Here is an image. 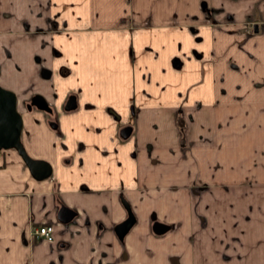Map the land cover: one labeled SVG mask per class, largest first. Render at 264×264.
I'll list each match as a JSON object with an SVG mask.
<instances>
[{
    "label": "crops",
    "instance_id": "crops-1",
    "mask_svg": "<svg viewBox=\"0 0 264 264\" xmlns=\"http://www.w3.org/2000/svg\"><path fill=\"white\" fill-rule=\"evenodd\" d=\"M0 85V264H264V0H0Z\"/></svg>",
    "mask_w": 264,
    "mask_h": 264
},
{
    "label": "water",
    "instance_id": "water-1",
    "mask_svg": "<svg viewBox=\"0 0 264 264\" xmlns=\"http://www.w3.org/2000/svg\"><path fill=\"white\" fill-rule=\"evenodd\" d=\"M257 30V26H255ZM16 93L11 89H5L0 85V150L14 149L18 152L22 162L28 167L30 175L35 180H47L52 175V164L44 159L31 158V155L25 149L24 143L21 138V132L23 130L22 113L17 110L18 99ZM32 105L44 112H51V108L48 102L38 94L33 95ZM31 106V105H30ZM30 106H27L30 109ZM130 128H125L123 136H127L130 133ZM128 209V216L125 220L120 221L115 227V233L119 238H125L128 230L134 225V215L126 205ZM58 221L62 224L71 222L76 218L77 212L73 211L69 206L63 205L59 208ZM169 226L162 224V222L156 221L153 224V230L157 234H165Z\"/></svg>",
    "mask_w": 264,
    "mask_h": 264
},
{
    "label": "built area",
    "instance_id": "built-area-1",
    "mask_svg": "<svg viewBox=\"0 0 264 264\" xmlns=\"http://www.w3.org/2000/svg\"><path fill=\"white\" fill-rule=\"evenodd\" d=\"M54 232V228L52 225L43 224L39 226L38 229L35 230V234L37 237L45 238L48 242H52L54 238H52V233Z\"/></svg>",
    "mask_w": 264,
    "mask_h": 264
},
{
    "label": "rangeland",
    "instance_id": "rangeland-1",
    "mask_svg": "<svg viewBox=\"0 0 264 264\" xmlns=\"http://www.w3.org/2000/svg\"><path fill=\"white\" fill-rule=\"evenodd\" d=\"M226 1H231V3H234V2H236V1H238V0H226ZM249 15V14H248ZM247 15V16H248ZM246 16V17H247ZM249 17V16H248ZM247 19V18H246ZM250 21V24L252 23V20H251V18L249 17L248 18V22ZM261 24H262V22H260V23H257V25L255 24V26H257V31L259 30V28H260V26H261ZM255 26H254V29H255ZM9 151H10V149H9ZM21 160V159H20ZM67 227H69V226H66V228Z\"/></svg>",
    "mask_w": 264,
    "mask_h": 264
},
{
    "label": "flooded vegetation",
    "instance_id": "flooded-vegetation-1",
    "mask_svg": "<svg viewBox=\"0 0 264 264\" xmlns=\"http://www.w3.org/2000/svg\"><path fill=\"white\" fill-rule=\"evenodd\" d=\"M30 105H31V106H30ZM27 106H30V109H29ZM27 106H26V108L29 109V110H31L32 107H33V105H32V101H31L30 104L28 103ZM128 127H129V126H125V128H128ZM125 128H124V129H125ZM124 129L122 130V132H124ZM51 174H52V173H51ZM51 176H52V175H51ZM51 176H50V177H51ZM50 177H49V178H50ZM63 205H65V204H63ZM63 205H62V206H63ZM62 206H61V207H62ZM61 207H59V208H61ZM131 212H132V211H131ZM128 214H129V212H128ZM133 215H134V214H133ZM68 225H69V224L66 223V224H65V227L68 226Z\"/></svg>",
    "mask_w": 264,
    "mask_h": 264
}]
</instances>
